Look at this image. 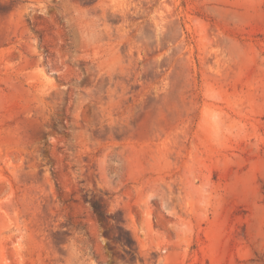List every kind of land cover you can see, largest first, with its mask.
<instances>
[{
  "label": "rangeland",
  "instance_id": "rangeland-1",
  "mask_svg": "<svg viewBox=\"0 0 264 264\" xmlns=\"http://www.w3.org/2000/svg\"><path fill=\"white\" fill-rule=\"evenodd\" d=\"M0 264H264V0H0Z\"/></svg>",
  "mask_w": 264,
  "mask_h": 264
},
{
  "label": "bare ground",
  "instance_id": "bare-ground-1",
  "mask_svg": "<svg viewBox=\"0 0 264 264\" xmlns=\"http://www.w3.org/2000/svg\"><path fill=\"white\" fill-rule=\"evenodd\" d=\"M16 20H19V18H16ZM20 22V21H19Z\"/></svg>",
  "mask_w": 264,
  "mask_h": 264
}]
</instances>
